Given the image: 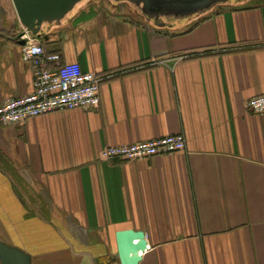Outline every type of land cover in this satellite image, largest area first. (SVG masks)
Segmentation results:
<instances>
[{
    "label": "crops",
    "instance_id": "obj_1",
    "mask_svg": "<svg viewBox=\"0 0 264 264\" xmlns=\"http://www.w3.org/2000/svg\"><path fill=\"white\" fill-rule=\"evenodd\" d=\"M87 5L39 40L107 78L100 107L0 123V244L32 264H121L117 234L134 231L148 243L140 264H264V115L247 110L264 96V2L163 29ZM11 14L0 104L34 88ZM176 134L184 152L100 158Z\"/></svg>",
    "mask_w": 264,
    "mask_h": 264
},
{
    "label": "built area",
    "instance_id": "obj_2",
    "mask_svg": "<svg viewBox=\"0 0 264 264\" xmlns=\"http://www.w3.org/2000/svg\"><path fill=\"white\" fill-rule=\"evenodd\" d=\"M22 33L21 40L26 42L22 46L23 58L35 69L34 88L27 95L0 104L1 124L17 126L55 112L99 109L101 87L106 77L84 72L78 63L63 64L58 53H46L39 38L31 37L24 29ZM247 110L255 115H264V96L249 100ZM185 149V136L176 134L129 145L109 146L102 150L100 158L108 163L140 161L171 156Z\"/></svg>",
    "mask_w": 264,
    "mask_h": 264
},
{
    "label": "water",
    "instance_id": "obj_3",
    "mask_svg": "<svg viewBox=\"0 0 264 264\" xmlns=\"http://www.w3.org/2000/svg\"><path fill=\"white\" fill-rule=\"evenodd\" d=\"M95 0H12L24 31L34 38L63 25L87 3ZM112 5L127 3L145 22L157 28H168L204 18L219 6L240 4L245 0H110ZM24 33L15 38L22 46ZM118 257L121 264H140L148 250L144 232L124 231L117 234ZM1 264H32L21 250L0 244Z\"/></svg>",
    "mask_w": 264,
    "mask_h": 264
},
{
    "label": "rangeland",
    "instance_id": "obj_4",
    "mask_svg": "<svg viewBox=\"0 0 264 264\" xmlns=\"http://www.w3.org/2000/svg\"><path fill=\"white\" fill-rule=\"evenodd\" d=\"M261 2H264V0H245V2H240V4L232 3L227 6H219L217 8H223V7H247L252 6L255 4H260ZM87 5L88 10L91 12L88 13V16H98V15H106V11H112V15L114 16H120V17H127L134 19L139 22H145V20L133 9L130 8V6L125 3L124 5H112L110 0H95L91 1ZM11 8V10H9ZM14 10V6L12 3V0H0V17L3 18V21L5 23L10 21V17L12 16L11 12Z\"/></svg>",
    "mask_w": 264,
    "mask_h": 264
}]
</instances>
